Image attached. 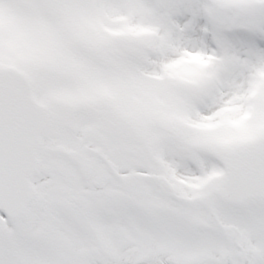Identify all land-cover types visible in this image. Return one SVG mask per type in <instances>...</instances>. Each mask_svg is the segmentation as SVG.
Wrapping results in <instances>:
<instances>
[{
    "label": "snow or ice",
    "instance_id": "6c2138e0",
    "mask_svg": "<svg viewBox=\"0 0 264 264\" xmlns=\"http://www.w3.org/2000/svg\"><path fill=\"white\" fill-rule=\"evenodd\" d=\"M0 264H264V0H0Z\"/></svg>",
    "mask_w": 264,
    "mask_h": 264
}]
</instances>
